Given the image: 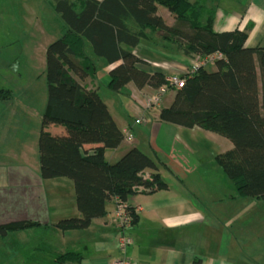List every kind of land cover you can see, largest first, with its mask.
<instances>
[{"label": "crops", "instance_id": "0c3cea01", "mask_svg": "<svg viewBox=\"0 0 264 264\" xmlns=\"http://www.w3.org/2000/svg\"><path fill=\"white\" fill-rule=\"evenodd\" d=\"M49 1L52 6V0ZM190 1L201 5L202 23L209 11L214 13L215 32L245 29L246 45L264 48V0ZM157 14L166 24L174 23L166 9L158 7ZM62 32L63 24L51 31L43 30L40 49L45 51ZM131 51L144 61L138 67L148 73L182 76L197 60L183 55L150 29L144 30V37ZM84 52L93 63L94 72L80 82L86 89L98 92L121 132L127 129L132 134L130 141L123 139L118 147L106 149L105 160L114 163L129 148L137 147L159 163L157 172L166 184L152 192L137 191L127 201L132 208L138 207L131 227L126 230L132 239L126 255L132 263L192 264L199 259L200 264H264V205L260 200L238 196L215 161L218 154L232 148L231 141L199 127L185 128L160 121L159 110L171 103L174 89L163 95L158 106L149 108L145 103L154 88H137L128 83L120 91L112 92L107 87L108 72L120 60L108 63L93 53L87 41ZM205 69L213 71L215 66ZM43 89H33L41 90L37 102L40 107L36 110L30 108L37 106L31 99L18 102L19 111L30 106L36 118L33 139L28 143L6 138L5 117L0 109V225L16 221L36 223L0 236V248L5 250H0V261L56 264L57 255L71 251L80 253L82 258L79 263L66 264H111L120 256L113 199L106 203V214L93 219L86 228L54 227L60 219L80 213L71 180L40 176L37 139L47 86L45 93ZM141 116L145 122L135 125L134 119ZM48 130L65 133L63 127L53 124ZM144 173L148 176L151 171ZM46 180L53 184L47 185Z\"/></svg>", "mask_w": 264, "mask_h": 264}, {"label": "trees", "instance_id": "16d2710c", "mask_svg": "<svg viewBox=\"0 0 264 264\" xmlns=\"http://www.w3.org/2000/svg\"><path fill=\"white\" fill-rule=\"evenodd\" d=\"M158 7L174 17L173 24L164 22ZM52 9L63 23V32L45 50L47 89L37 139L39 172L43 179L71 180L80 213L60 219L55 228H86L106 214L108 201L127 202L137 191L166 187L157 172L159 163L137 147L129 148L114 163L105 160V150L118 147L123 134L98 92L80 82L94 72L84 52L87 41L93 53L108 63L120 60L108 72L107 87L112 92L128 83L137 88L162 85L165 75L140 69L138 64L144 61L131 51L145 29L191 58L222 54L213 63L215 70L200 67L190 76L182 75L184 86L174 89L171 103L159 110L158 119L229 139L232 148L218 154L216 163L238 196L264 205V48L247 46L245 29L215 32L214 13L209 11L202 23L201 5L190 0H52ZM8 92L0 89V101L9 99ZM51 124L63 127L65 133H51ZM145 170L151 173L147 176ZM35 224H2L0 236ZM81 258L80 253L68 251L54 262L79 263Z\"/></svg>", "mask_w": 264, "mask_h": 264}, {"label": "rangeland", "instance_id": "374dc122", "mask_svg": "<svg viewBox=\"0 0 264 264\" xmlns=\"http://www.w3.org/2000/svg\"><path fill=\"white\" fill-rule=\"evenodd\" d=\"M58 24L63 23L49 0H0V89L10 93L9 99L0 101V109L5 117L8 139L16 138L25 143L33 139L36 118H33L34 111L30 108L36 110L40 107L37 103L39 93L43 87L45 93L46 85L45 51L40 49L44 35L42 31L54 30ZM25 99H31L37 106H27L29 109L24 107V112L19 111L18 102ZM46 181L47 185L53 184L50 180ZM0 250L5 251L3 248ZM4 261H0V264H13L7 259Z\"/></svg>", "mask_w": 264, "mask_h": 264}, {"label": "built area", "instance_id": "2783aa9c", "mask_svg": "<svg viewBox=\"0 0 264 264\" xmlns=\"http://www.w3.org/2000/svg\"><path fill=\"white\" fill-rule=\"evenodd\" d=\"M222 54L216 52L208 56L198 58L192 63L187 75L194 74L198 68L204 67L208 64H213L214 61L220 58ZM185 78L177 74L165 75L164 83L155 89L154 93L151 96H148L146 99L145 107H154L158 106L161 102L163 95L169 89H179L184 86ZM145 122L143 116L137 117L134 119L135 125H140ZM123 139L130 141L132 139V134L127 129H124ZM138 210V207L135 208ZM127 202L114 199V211H113V223L118 230V239H117V251L119 253V258L112 262L111 264H133L131 259L126 255V249L132 243V239L126 233V230L129 229L134 220V213L136 212Z\"/></svg>", "mask_w": 264, "mask_h": 264}]
</instances>
